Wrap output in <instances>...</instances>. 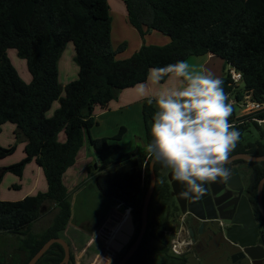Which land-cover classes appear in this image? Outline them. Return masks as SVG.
<instances>
[{"label":"trees","instance_id":"obj_1","mask_svg":"<svg viewBox=\"0 0 264 264\" xmlns=\"http://www.w3.org/2000/svg\"><path fill=\"white\" fill-rule=\"evenodd\" d=\"M127 18L143 39L131 56L120 58L127 42L117 48L112 43V17L108 0H0V132L4 124L16 125L18 139H25V156L0 166V185L7 172L22 177L26 165L35 160L47 182V190L28 194L19 200H0V234L23 235L20 247L28 261L46 241L63 237L71 216L72 203L64 176L75 165L80 149L88 143L99 162L88 166L93 180L110 205L131 208L141 222L146 192L151 183V142L155 100L143 104L146 144L126 151L121 140L127 128L121 126L112 136L94 137V109L106 107L125 88L145 84L150 71L190 56L212 53L242 74L243 87L236 84L231 70L221 77L230 98L264 102V0H125ZM157 30L170 37L166 44H147L145 37ZM75 46L78 76L62 86L59 61L66 43ZM9 49L27 62L32 76L26 82L8 55ZM168 77L162 81L164 82ZM63 90L65 93L62 94ZM59 107L48 115L53 103ZM233 108L229 123L240 132L238 150L256 153V144L242 143L244 133L264 118V109L238 117ZM257 119H254V118ZM64 130L66 140L58 139ZM17 144H0V160L12 155ZM231 153V154H232ZM157 183L150 209V225L166 220L159 212L176 205L171 196L168 169L155 163ZM19 187V185H16ZM256 188V187H255ZM50 209L55 210L51 225L41 233L31 226ZM208 240L196 251L175 254L163 264H252L236 260L221 230L206 227ZM65 237V236H64ZM64 247L53 243L35 264H60ZM73 258V253L71 260ZM0 264H4L0 260Z\"/></svg>","mask_w":264,"mask_h":264},{"label":"clouds","instance_id":"obj_2","mask_svg":"<svg viewBox=\"0 0 264 264\" xmlns=\"http://www.w3.org/2000/svg\"><path fill=\"white\" fill-rule=\"evenodd\" d=\"M165 77L178 80L181 87L166 88L154 98L157 110L146 151L154 163L170 170L181 186V198L197 201L205 195L207 183L230 180L226 165L240 132L229 123L233 108L221 79L195 71L187 61L151 70L153 84ZM136 88L143 97L145 85Z\"/></svg>","mask_w":264,"mask_h":264},{"label":"rangeland","instance_id":"obj_3","mask_svg":"<svg viewBox=\"0 0 264 264\" xmlns=\"http://www.w3.org/2000/svg\"><path fill=\"white\" fill-rule=\"evenodd\" d=\"M108 1L111 5V9L113 8L111 10L113 47L117 48L121 43L127 42L126 50L121 52L118 57L121 58L123 56H126L127 54H129L130 56V54H132L131 52L133 48L137 45L138 40L140 39L139 34L136 30H131L132 32H126L121 27L122 21L121 16L118 14L120 13L118 8L121 7L123 12L126 10L125 0ZM156 33H159L157 35L161 36L165 35H163V33L161 32ZM146 43L150 42L147 41ZM152 44L156 43L152 42ZM10 51L12 53L11 60L17 70L20 73H23L24 69H27L28 71L26 60L24 58H21L17 54L16 49H10ZM62 54L63 55L60 58V65L62 66V69L59 77L60 83L63 87H65L66 84L73 81L78 76L79 68L78 64L75 61V46L72 41L66 43ZM239 85L240 87H243V82H239ZM64 93L65 90H63L62 94ZM59 104V100H56L53 103L51 109L48 111L49 116L54 113V111L59 107ZM235 113L236 115L240 113L238 105L235 106ZM100 121L102 122L101 126L95 125V127L93 128V132L95 134L106 133L112 136L113 134H116L118 132L117 131L116 133H114L119 128L120 124H124L125 126H127L128 132L126 133L125 139L123 140L124 145L122 144L126 151H133L138 145L146 144V128L142 123V118L140 119V117H128L126 114L110 113L104 117H101ZM106 127L108 128V130L104 131ZM1 135L5 138H12L14 143L20 144V139H18L16 136L10 137V135L7 134L6 130H4ZM259 135L260 129L258 127H255L254 125H251L249 127V130L244 133L243 141H255L259 138ZM58 139L61 142H64L66 140V134L64 130L59 133ZM20 156L21 152L14 153L4 159H1L0 165L17 162L20 160ZM82 160H84L83 162H88V164L91 165H94L95 162L99 161L94 148L88 143H86L81 149L80 161ZM74 168L69 170V175H71L70 173L74 171ZM75 173L76 174L73 177L68 176V174L65 176V182L68 186L70 200L72 203V216L69 222V227L67 226L66 230L63 233L65 237H63L71 244L78 264H93L95 261H97V257L101 256L99 253L105 251V249L110 246L109 240L112 237L110 236L112 232L108 231L109 237L105 239L95 240V235H92L94 237L93 239L92 236L86 235L85 230H95V225L101 223H99V221L104 215L107 218L108 225L111 227L119 225V222L121 223L126 215L124 213H120L123 212V208L118 207V204L110 205L109 198L106 195H102L98 191V188L93 180H89L87 167H85L82 163H78L77 171ZM30 175V172L27 173L24 181H22L21 177L11 172H7L3 178V181L1 182L2 185L0 196L5 197L10 192H15L18 194L22 193L27 188ZM44 178L45 177H43V179ZM14 183L19 185V188H14ZM21 186L23 187L21 188ZM117 210H119L120 212ZM54 213L55 210L50 209L48 213H45L37 221L34 222L30 230L36 233H41L42 231H44L49 225H51ZM22 237L24 236L11 233L0 234V260L4 262V264H23L26 261L28 254L20 247V239ZM91 239H93V242H91ZM178 241L180 242L178 243L179 246L177 248L181 252L188 250L192 246V244L190 243L191 240L188 237L187 227L186 229H181V231L176 235V239L174 242L177 243ZM87 244L90 248L89 251L85 254L83 250L85 249V247H87ZM81 256L83 257L81 258ZM106 262L107 261L104 260V263Z\"/></svg>","mask_w":264,"mask_h":264},{"label":"flooded vegetation","instance_id":"obj_4","mask_svg":"<svg viewBox=\"0 0 264 264\" xmlns=\"http://www.w3.org/2000/svg\"><path fill=\"white\" fill-rule=\"evenodd\" d=\"M257 120H261V121H258V124H252V125L260 129L259 138L256 139L255 141H247V142H244L242 139V143H244V145H248L250 142H254L256 144L257 150H252V151H255L256 153L238 150L232 154L238 152H246L251 155L264 156V118H260ZM231 124H236V123H231ZM226 166L231 169V175L234 169L238 171V176H236L237 178L235 179V183H234L236 189L227 192L226 196H230V198L236 197L237 201L243 200V198L245 197L250 204L256 222L262 224V227L260 228V232L264 233V214L260 207V201H259V193H260V185H261V195L264 205V159L261 160L236 159L231 162H228ZM169 171L170 170H168L167 173ZM232 178H234V176L233 177L231 176V179ZM220 185H222V183H220ZM171 192H172V187H171ZM171 196L173 200L176 202V205H172L171 208H169V206L166 205L164 206L166 210L159 212L160 216L166 217V220H162V222L160 221L157 222V224L155 225H150V217L154 214V209L158 207L161 208L162 206L155 205L152 209H150L149 206L148 224L141 237L140 234L142 232V218H141V222L139 223V221L135 219V214L131 210V208H127V209L123 208V212L117 210L120 213H124L126 215L125 218L121 221V223L127 218L128 213L130 212L132 213V219L134 222V232L130 236L128 242L124 243V246L120 250H116L113 256H110L108 254L106 255L108 257V260H106L107 262L104 264H119L122 261V259H124L126 254L133 248L134 250L132 254L129 255V257L122 264H163V259H166L168 261V258L174 257L176 253L182 254L185 252L186 253L191 251L194 252L198 250L200 246L204 245L205 242L208 240V237L205 235V232L207 230L206 227L212 224L217 226L221 230L223 237L229 243L232 254L236 258V260L244 263V258L247 257H244V255L240 254L243 250L242 247H240V245L237 243H232L229 240H227L225 234L226 230L233 224L232 216L235 214L236 208H234L233 206H226V207L222 206L223 208L221 207L219 209L218 206H215L214 213L218 214V218L210 219V220L201 219L195 216L194 214H192L191 212H189V210L187 212H183L181 206L177 201L176 196L172 195V193ZM222 215L226 218H222ZM121 223L119 222V225L117 226H120ZM186 227L188 231V237L191 240L190 243L192 244V246L188 250L181 252L177 248L179 246L178 243L180 241H178L177 243H175L174 241L176 239V235L181 231V229H186ZM110 232H112V229ZM105 238L107 237L104 236L103 238L100 239H105ZM155 238H157L158 240H156ZM93 239H91V242H93ZM100 239L97 238V240ZM258 242L264 243V241L261 239H259ZM89 248L90 247H88L87 244V247H85V249L83 250L85 254L89 251ZM72 253H73V258L72 260L70 259L69 264H78L76 261L77 258L75 256V253L71 247V256ZM102 253H104V251L100 252L99 254L101 255ZM82 257L83 256H81V258ZM99 258L100 256L97 257V261H95L93 264H97L96 262H98ZM263 263L264 260L261 264Z\"/></svg>","mask_w":264,"mask_h":264},{"label":"water","instance_id":"obj_5","mask_svg":"<svg viewBox=\"0 0 264 264\" xmlns=\"http://www.w3.org/2000/svg\"><path fill=\"white\" fill-rule=\"evenodd\" d=\"M236 159L261 160L264 159V156L251 155L246 152H238L230 156L229 162ZM150 168L151 183L145 196L142 211V232L140 237L148 224L150 201L157 183L155 163L152 159L150 161ZM231 176H234V178H230V180H228L226 183L221 180H217L214 183H207L205 185V195L203 198L193 201L190 199H183L179 196L181 186L171 178L170 171L168 172V178L172 187L171 193L172 195L176 196L183 212H187L189 210V212L198 218L210 220L218 218V214L214 213L215 206H218L219 209L222 206H233L236 208L235 214L232 216L233 224L225 232L226 238L232 243L239 244L243 249L240 254L244 255V257H247L252 262V264H261L264 260V243H259L258 240L261 239L264 241V233L260 232L262 224L256 222L250 204L245 197L243 200L237 201L236 197L230 198V196H226L227 192L236 189L234 183L235 179L237 178L236 176H238V171L234 169ZM220 183H222V185H220ZM259 201L260 207L264 214L261 185ZM222 218L226 217L222 215ZM111 229H113V235L109 240L110 246L107 247L104 253L101 254L97 264H104V260H108V257L106 256L107 254L113 256L116 250H120L124 246V243L128 242L130 236L134 232L132 213H128L127 218L121 223L120 226H112ZM155 239L158 240L157 238ZM55 242L60 243L65 250V256L61 264H69L71 259V246L64 237L50 238L28 261L27 264H35ZM133 250L134 248L126 254L124 259H122L119 264H122L129 257V255L132 254Z\"/></svg>","mask_w":264,"mask_h":264},{"label":"crops","instance_id":"obj_6","mask_svg":"<svg viewBox=\"0 0 264 264\" xmlns=\"http://www.w3.org/2000/svg\"><path fill=\"white\" fill-rule=\"evenodd\" d=\"M110 8H111V5H110ZM112 9H110V10H112ZM118 9L120 11V13H118V14L121 16V21H122L121 27H122V29L124 31H126V32H130L131 30H134V31L136 30L138 32V30L129 23L128 18H127V10H125L123 12L121 7H119ZM156 32H159V31H157V30L150 31V33H148V35L144 39L145 42L148 41L151 44H152V42H155L156 44H166V43H168L170 41V39H169L170 37L168 38L167 35L163 34L165 36L164 37V36H161V35H157L159 33H156ZM138 34H139V32H138ZM139 37H140V39L138 40L137 45L133 48V50L131 52L132 54L135 51H137L140 48V46L142 45V43H143V39L140 36V34H139ZM150 43H147V44H150ZM11 54L12 53H11V51L9 49L8 50V55H9L10 59H11ZM132 54H130V56ZM126 57H129V54H127L126 56H123L121 58H126ZM185 61H187L189 63V65H190V67H192L195 71H197V72H201V71L207 72V73H210L214 77L219 78V79H221V77H223L225 75L226 70H232L233 69L230 65L226 64L223 59L219 58L218 56H216V55H214L212 53H207V54H204V55L190 56ZM60 62H61V59L59 61V74H60L61 69H62V66L60 65ZM20 75L22 76V78L26 82H30L31 79H32V76L29 73V70L27 71V69H24L23 73H20ZM144 85L146 87V93H145V95L143 97L138 95L137 88H136L137 85H136V86L128 87V88H125V89L121 90L119 92L118 96L115 99L111 100L106 107H102L100 105H97L95 107V109H94V115H95V118H96V124L95 125L96 126H101V123H102L100 121L101 117H104V116H106V115H108L110 113H119V114H126L128 117H133V118L140 117V119L141 118L143 119L142 123L145 126V121H144V116H143V104H144V101L146 99L155 100L154 98L158 95V93L160 91L166 89V88H179V87H181V84H180V82L178 80H176L174 78H169V77L164 82H161L159 84H153L152 80H151V71H150L149 78H148L147 82ZM95 125L91 129L92 136H94V137L110 136L109 134H106V133H103V134H98L97 133V134H95L93 132V128L95 127ZM121 126H125V125L124 124H120L119 128L114 133H116L120 129ZM125 127L127 128V126H125ZM4 130H6L7 134L10 135V137L11 136H16V134H15L16 125L13 124V123L8 122V123L4 124L3 129L0 132V144L1 145L10 146V145L15 144L13 142L12 138H5V137H3L1 135L4 132ZM107 130H108V128L106 127L104 129V131H107ZM127 132H128V128H127V131L125 132V134L123 136V139L121 140V144L124 143L123 140L125 139V135H126ZM25 145H26V141H25V139H23L21 137L20 138V144H17L16 151L14 152V153L21 152L20 159H22L25 156V152H24ZM81 149H80V151L78 153L77 161H76L75 165H73L71 168L68 169V171L66 172L65 176L68 174V176L73 177L76 174L75 172L77 171L78 163H82L85 167H87V169H88V166L91 165V164H88V162H86V163L83 162L84 160L80 161ZM97 162H99V161H97ZM97 162H95V163H97ZM6 165H8V164H6ZM0 166H3V165H0ZM73 168H74V171L72 173H70L71 175H69V170H71ZM29 172L31 173V175L29 176L30 177L29 183L27 185V188L22 193L18 194V193H15V192H13V193L10 192L5 197L4 196L3 197L0 196V200H19V199L24 198L28 194H35V193H37L39 191H46L47 190V182H46L45 178H44L45 180L43 179V177H45V176H43L44 174L42 172V169L36 163L35 160H32L31 162H29L26 165L25 170H24V174L21 177L22 181H24L25 177L27 176V173H29ZM65 176H64V181L66 179ZM1 185H2V183H1ZM1 185H0V191H1ZM16 185L17 184L14 183L13 187L14 188H19V187H16ZM22 187L23 186H21V188ZM106 221H107V218L104 215L99 221V223L100 222L101 223L95 225V230H93V231L85 230L86 234L88 236H92V235H96L97 236L98 233H99V230L101 229V227H103L105 225ZM68 227H69V224H68Z\"/></svg>","mask_w":264,"mask_h":264},{"label":"built area","instance_id":"obj_7","mask_svg":"<svg viewBox=\"0 0 264 264\" xmlns=\"http://www.w3.org/2000/svg\"><path fill=\"white\" fill-rule=\"evenodd\" d=\"M231 73H232V78L234 82L236 84H239V82H241L242 80V74L240 72H237L234 69L231 70ZM229 102L234 108L236 105H238L240 109V113L237 114L238 117L252 115L253 113L257 111L264 109V102L252 99V95L247 92L244 93V96L242 99H237L235 96H233L232 98H230ZM258 121H261V120H258ZM108 231H111V226H109L108 221H106L105 225L101 227V229L99 230L98 235L97 236L95 235V239L97 240V238L100 239V238H103L104 236L109 237Z\"/></svg>","mask_w":264,"mask_h":264},{"label":"bare ground","instance_id":"obj_8","mask_svg":"<svg viewBox=\"0 0 264 264\" xmlns=\"http://www.w3.org/2000/svg\"><path fill=\"white\" fill-rule=\"evenodd\" d=\"M112 234H113V232L111 233V235H112ZM111 235H110V236H111Z\"/></svg>","mask_w":264,"mask_h":264}]
</instances>
